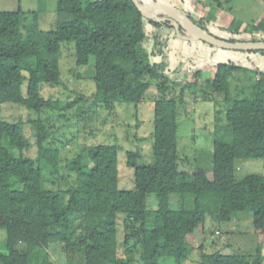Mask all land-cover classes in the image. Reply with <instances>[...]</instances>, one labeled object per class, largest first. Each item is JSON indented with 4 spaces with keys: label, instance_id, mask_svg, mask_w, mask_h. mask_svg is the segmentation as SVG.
Wrapping results in <instances>:
<instances>
[{
    "label": "trees",
    "instance_id": "16d2710c",
    "mask_svg": "<svg viewBox=\"0 0 264 264\" xmlns=\"http://www.w3.org/2000/svg\"><path fill=\"white\" fill-rule=\"evenodd\" d=\"M39 11H31L29 19L21 8L0 9V104L27 110L33 135L31 142L22 122L0 120V227L5 232L0 264H50L41 250L58 248L64 254L71 247L83 254L84 264H134L137 248L141 264H183L193 251L187 238L203 227L206 215L230 223L243 212L251 213L254 252H205L199 245L197 263L263 264L264 177L250 174L236 180L234 170L237 159L264 158V70L230 60L215 64L210 80L228 103L225 123L217 127L212 142L211 178L200 168L189 173L179 169L177 147L184 90L181 86L172 92L168 84L180 82L179 66L170 74L164 57L173 38L189 35L187 26L177 21L176 31L167 15L161 21L147 19L132 0H55L56 25L47 31L37 27ZM186 14L205 30L206 17ZM253 28L264 32V19ZM258 41L264 39L250 42ZM63 42L73 43L77 64L94 59L90 99L105 109L119 102L137 104L148 87L143 78L157 80L150 133L153 161L139 164L138 150L126 152L133 189L118 187V147L113 143L88 147L67 159L64 168L73 175L71 184L43 185L60 174V159L57 149L45 143L48 129L40 114L78 100L62 104L40 93L43 83L64 85L59 65ZM242 51L264 54V49ZM236 73H242L244 81L233 94ZM150 194L155 195V208L147 205ZM172 195L179 198L175 208ZM119 214L124 216V256L118 255Z\"/></svg>",
    "mask_w": 264,
    "mask_h": 264
},
{
    "label": "rangeland",
    "instance_id": "374dc122",
    "mask_svg": "<svg viewBox=\"0 0 264 264\" xmlns=\"http://www.w3.org/2000/svg\"><path fill=\"white\" fill-rule=\"evenodd\" d=\"M150 9L174 6L197 19L206 17L205 31L225 41L250 42L264 39V32L256 30V26L264 19V0H143ZM55 0H0V9L14 11L21 8L30 18V12L39 9L37 27L50 30L56 25L54 11ZM209 15V16H207ZM234 23L232 24V21ZM151 32L152 27L147 26ZM179 38V37H178ZM173 38L164 57L168 61V71L180 73V82L172 84L168 81L172 92L182 86L183 102L178 107L177 115V147L179 152V169L192 173L196 169H204L209 178L212 175V142L216 129L225 123V110L228 103L216 93L211 84L210 75L215 64L221 61H234L246 68L259 67L264 70V54L255 55L242 50H231L207 45L200 40H184ZM232 42V41H231ZM61 43L60 71L63 86L40 85V93L47 99H59L62 104L74 102L70 107L45 109L40 118L48 129L45 143L57 149L60 159V174L43 182L46 188L65 187L73 181V175L64 168L65 161L82 150L100 143H113L118 147V187L130 190L134 187L133 169L126 164V152L138 150L139 164H150L152 158L153 102L158 98L157 80L144 77L148 87L137 104L119 102L111 109H105L92 102L90 95L94 90L91 79L93 75L91 57L84 65L76 62L73 43ZM244 81L242 73H236L231 79V91L234 94ZM34 114L32 113V117ZM29 112L12 103L0 104V120L12 123L22 122L27 137L33 142L30 125L26 122ZM35 154V148L29 155ZM257 174L264 177V158H243L235 160L234 177L239 180L247 175ZM172 208L179 204V198L172 195ZM149 208L156 207V198L150 194L147 199ZM124 216H117L118 255L124 256L121 240L124 234ZM5 232L0 227V250L3 249ZM193 246L183 264H198L200 250L221 253L254 252L256 236L252 228L251 213L237 214L230 223H217L210 215H206L202 228L187 238ZM63 251L51 249L41 250L42 257H47L50 264H84L83 254L68 248ZM264 253V244L262 248ZM40 254V255H41ZM62 254L64 255L62 257ZM139 250L132 253L134 264L139 261ZM40 260L42 258H39ZM42 261V260H41ZM40 261V262H41ZM264 264V262H263Z\"/></svg>",
    "mask_w": 264,
    "mask_h": 264
},
{
    "label": "water",
    "instance_id": "95a60500",
    "mask_svg": "<svg viewBox=\"0 0 264 264\" xmlns=\"http://www.w3.org/2000/svg\"><path fill=\"white\" fill-rule=\"evenodd\" d=\"M135 7L141 13V15L147 19L161 21L164 18L163 15H167L172 18L175 23V29L177 31L178 23L177 21H182L189 30L188 36H182L185 40H202L214 47L231 49V50H255V49H264V41L258 42H231L225 41L220 38L215 37L214 35L206 32L205 30L200 29L197 25L193 24L187 14L182 10L175 9H161L154 10L143 7L138 0H132Z\"/></svg>",
    "mask_w": 264,
    "mask_h": 264
}]
</instances>
